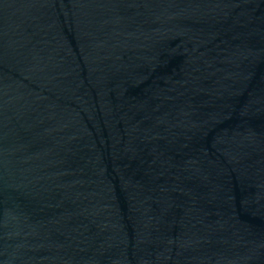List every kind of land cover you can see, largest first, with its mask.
I'll use <instances>...</instances> for the list:
<instances>
[{
	"label": "water",
	"instance_id": "95a60500",
	"mask_svg": "<svg viewBox=\"0 0 264 264\" xmlns=\"http://www.w3.org/2000/svg\"><path fill=\"white\" fill-rule=\"evenodd\" d=\"M0 264H264V0H0Z\"/></svg>",
	"mask_w": 264,
	"mask_h": 264
}]
</instances>
